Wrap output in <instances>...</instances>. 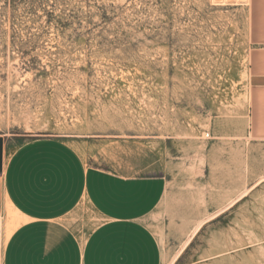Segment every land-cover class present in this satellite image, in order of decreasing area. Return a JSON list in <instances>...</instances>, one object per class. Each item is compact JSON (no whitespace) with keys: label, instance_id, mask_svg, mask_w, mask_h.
Here are the masks:
<instances>
[{"label":"rangeland","instance_id":"rangeland-1","mask_svg":"<svg viewBox=\"0 0 264 264\" xmlns=\"http://www.w3.org/2000/svg\"><path fill=\"white\" fill-rule=\"evenodd\" d=\"M227 2L0 0V169L55 138L89 165L163 176L148 219L162 264H264V144L247 117L264 66L235 45L245 15Z\"/></svg>","mask_w":264,"mask_h":264},{"label":"crops","instance_id":"crops-1","mask_svg":"<svg viewBox=\"0 0 264 264\" xmlns=\"http://www.w3.org/2000/svg\"><path fill=\"white\" fill-rule=\"evenodd\" d=\"M216 6L243 12L235 45L258 47L252 61L264 66V0ZM247 88L250 141L264 144V69L250 73ZM4 143L0 140V146ZM166 192L163 176L124 175L89 165L65 141L21 143L0 169V216L10 231L1 237L2 264H162L148 219ZM6 207L16 217L13 226Z\"/></svg>","mask_w":264,"mask_h":264},{"label":"bare ground","instance_id":"bare-ground-1","mask_svg":"<svg viewBox=\"0 0 264 264\" xmlns=\"http://www.w3.org/2000/svg\"><path fill=\"white\" fill-rule=\"evenodd\" d=\"M229 3H231V2H229ZM5 223V222H4ZM11 223V222H10ZM5 225V224H4ZM6 226V225H5ZM5 226H3L2 225V218H1V216H0V237H2V236H7V235H9V233H10V231H9V229L7 228V227H5ZM11 226V225H10ZM9 226V227H10ZM13 226V225H12ZM11 228H13V227H11Z\"/></svg>","mask_w":264,"mask_h":264},{"label":"built area","instance_id":"built-area-1","mask_svg":"<svg viewBox=\"0 0 264 264\" xmlns=\"http://www.w3.org/2000/svg\"><path fill=\"white\" fill-rule=\"evenodd\" d=\"M205 138L209 139L210 138V134L209 133L205 134ZM2 258H3V243H2V240H1V237H0V264H2Z\"/></svg>","mask_w":264,"mask_h":264}]
</instances>
